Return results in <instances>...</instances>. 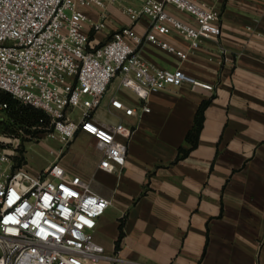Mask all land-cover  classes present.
<instances>
[{"label": "crops", "instance_id": "1", "mask_svg": "<svg viewBox=\"0 0 264 264\" xmlns=\"http://www.w3.org/2000/svg\"><path fill=\"white\" fill-rule=\"evenodd\" d=\"M204 1L219 12L218 42L202 40L183 60L147 43L141 53L159 65L181 66L214 89L165 86L148 97V111L126 89L120 95L136 114L114 109L109 98L96 111L99 121L132 128L120 170H100L93 158L90 176L101 185L92 187L110 199L94 231L106 255L97 264H264V0ZM123 5L107 2L109 16L97 31L86 22L92 43L130 23ZM83 11L99 20L97 7ZM144 23L135 30L141 33ZM167 38L188 49L182 36ZM208 99L197 144L175 160L178 148L189 146L185 134Z\"/></svg>", "mask_w": 264, "mask_h": 264}, {"label": "built area", "instance_id": "2", "mask_svg": "<svg viewBox=\"0 0 264 264\" xmlns=\"http://www.w3.org/2000/svg\"><path fill=\"white\" fill-rule=\"evenodd\" d=\"M114 1L0 0V90L43 110L50 118L47 136L57 134L67 142L78 132L91 135L99 154L97 168L105 172L124 166L132 133L121 120L99 121L95 115L114 79L119 90L141 99V111L149 110L148 97L165 86L214 89L181 66L146 59L143 44L183 60L202 40L218 42L221 33L218 10L204 0H131L122 6L130 23L92 43L86 22L94 31L105 27L107 2ZM84 6L97 7L99 20L87 18ZM143 20L139 33L134 25ZM176 34L188 41V49L167 38ZM125 99L114 91L109 104L136 114ZM10 140L0 141V264L100 263L106 255L94 231L110 199L58 160L38 171L18 165Z\"/></svg>", "mask_w": 264, "mask_h": 264}, {"label": "rangeland", "instance_id": "3", "mask_svg": "<svg viewBox=\"0 0 264 264\" xmlns=\"http://www.w3.org/2000/svg\"><path fill=\"white\" fill-rule=\"evenodd\" d=\"M128 2L129 0H115L113 3L115 5L119 3L128 5ZM98 11L100 10L98 9ZM119 89L116 78L109 85L103 100L109 98L114 91L120 94L119 91L121 90ZM122 90L125 91L126 89ZM100 110L98 112L104 115ZM0 115L4 116L3 113ZM73 116L77 118L76 115ZM46 132L38 131L30 135L24 133L23 130L20 131L19 135H8L0 132V141L10 138L9 143L12 146L16 145V157H20V162L25 163L26 167L31 171L41 170L49 163L58 160L69 173L84 176L83 173L88 172L84 177L90 180L91 185L95 187L101 185L98 177L90 176V173L93 174L94 172L93 158L99 156L93 139L86 137L85 134L76 133L67 142H63L57 134L47 136Z\"/></svg>", "mask_w": 264, "mask_h": 264}, {"label": "trees", "instance_id": "4", "mask_svg": "<svg viewBox=\"0 0 264 264\" xmlns=\"http://www.w3.org/2000/svg\"><path fill=\"white\" fill-rule=\"evenodd\" d=\"M208 100H203L199 104L194 122L191 128L185 134V141L189 143L188 147H179L175 160L186 155L190 149L197 144L198 135L203 124L204 108ZM5 103V106L2 104ZM0 132L8 135H19L23 130L26 134H34L38 131H47L51 128L49 116L41 109L28 103H23L14 98L10 92L0 90ZM17 164L20 165L21 158H17ZM123 234L120 227L119 238ZM119 238L116 240L115 248L119 246Z\"/></svg>", "mask_w": 264, "mask_h": 264}]
</instances>
